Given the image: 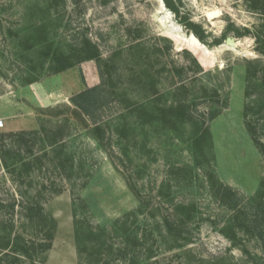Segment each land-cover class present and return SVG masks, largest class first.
<instances>
[{
  "label": "rangeland",
  "instance_id": "rangeland-1",
  "mask_svg": "<svg viewBox=\"0 0 264 264\" xmlns=\"http://www.w3.org/2000/svg\"><path fill=\"white\" fill-rule=\"evenodd\" d=\"M174 1L170 22L159 0H0L3 264H264L249 211L215 193L222 184L245 204L262 189L249 126L264 144V2ZM84 38L101 60L55 74L46 48L70 54ZM95 87L96 123L72 102ZM179 105L192 120H148ZM30 205L49 221L30 220Z\"/></svg>",
  "mask_w": 264,
  "mask_h": 264
},
{
  "label": "trees",
  "instance_id": "trees-1",
  "mask_svg": "<svg viewBox=\"0 0 264 264\" xmlns=\"http://www.w3.org/2000/svg\"><path fill=\"white\" fill-rule=\"evenodd\" d=\"M166 7L171 10L173 13L180 16L179 9L177 8L174 0H163ZM256 5L261 4L264 0H252ZM182 24L187 26L201 42H205V32L203 31L200 25L190 22L189 19L184 18L181 20ZM52 46L49 45V48H46L48 51L47 57L51 59L53 63L52 70L55 74L65 72L73 68L77 63L87 60H101V53L99 48L88 38H84L78 48L72 51L70 54H64L60 50H52ZM76 59V60H75ZM102 99L101 91L98 87L87 88L83 92L79 93L72 100L73 104L81 110L85 115L91 117L96 123V113ZM140 114L145 115L147 109L141 107ZM154 111H151V116L148 120L151 121H160L167 125H173V121L183 122L185 120H192L193 115L191 114L190 107L187 105H179L178 107H171L168 109L154 108ZM149 114V113H148ZM150 115V114H149ZM250 132L254 137L256 146L258 147L260 153L264 156V144L256 138V128L249 126ZM97 131L101 130V127L96 128ZM28 135L26 132H21L19 134H10L9 137H18L23 138ZM211 133L206 129L201 136V141L209 139ZM216 197H218L223 203L227 204L231 209L239 210L240 213L244 210L249 211L251 214L247 220H245V226L248 233H254L261 241L264 242V180L262 181L261 191L247 203L243 204L244 201L239 197L234 190L229 187H226L222 184H218L216 187ZM27 217L32 221H39L40 223H45L49 221L44 213V209L39 205H30L26 207ZM245 213V212H244ZM246 214V213H245ZM52 228L57 229V223L52 218L51 219ZM52 239L53 236H50ZM27 246L22 248L23 254L26 256L29 254ZM52 248V243L46 244L41 243L31 249L48 251ZM0 264H3L5 259L9 258V252L13 251V242L11 239L5 244L0 245ZM6 251H9L6 253Z\"/></svg>",
  "mask_w": 264,
  "mask_h": 264
},
{
  "label": "bare ground",
  "instance_id": "bare-ground-1",
  "mask_svg": "<svg viewBox=\"0 0 264 264\" xmlns=\"http://www.w3.org/2000/svg\"><path fill=\"white\" fill-rule=\"evenodd\" d=\"M159 10H160L162 13L165 14L166 19L171 20L170 22H172V16L169 14V13H170L169 10H167V9L163 6L161 0H159ZM170 31H171L172 34L177 35V34L181 33L182 30H181L180 26H178V25L176 26V25L173 24V25L170 27Z\"/></svg>",
  "mask_w": 264,
  "mask_h": 264
},
{
  "label": "water",
  "instance_id": "water-1",
  "mask_svg": "<svg viewBox=\"0 0 264 264\" xmlns=\"http://www.w3.org/2000/svg\"><path fill=\"white\" fill-rule=\"evenodd\" d=\"M161 1H162L163 6L166 8V5H165L164 1L163 0H161ZM226 46L234 48L235 47V43H234L233 39L228 38L227 41H226Z\"/></svg>",
  "mask_w": 264,
  "mask_h": 264
},
{
  "label": "built area",
  "instance_id": "built-area-1",
  "mask_svg": "<svg viewBox=\"0 0 264 264\" xmlns=\"http://www.w3.org/2000/svg\"><path fill=\"white\" fill-rule=\"evenodd\" d=\"M6 126V122L4 119H0V130H3Z\"/></svg>",
  "mask_w": 264,
  "mask_h": 264
}]
</instances>
